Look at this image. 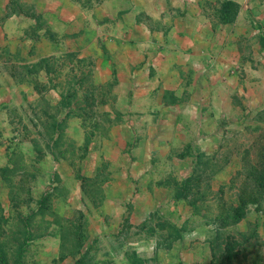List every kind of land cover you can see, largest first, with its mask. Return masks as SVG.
Listing matches in <instances>:
<instances>
[{
	"label": "rangeland",
	"instance_id": "374dc122",
	"mask_svg": "<svg viewBox=\"0 0 264 264\" xmlns=\"http://www.w3.org/2000/svg\"><path fill=\"white\" fill-rule=\"evenodd\" d=\"M21 15L37 22L24 23L21 34L23 22L14 21L19 42L46 21L21 0H0V26ZM0 49V65L21 62L19 43ZM92 64L79 53L39 63L41 79L59 88L60 106L77 119L75 127L68 129L67 119L56 125L55 109L45 105L36 106L38 126L25 125L18 113L6 130L12 151L0 164V264H264V197L256 188L264 174L258 157L264 109L224 122L229 129L219 151L189 177L182 171L134 185L113 165L130 157L132 143L118 144L121 152L107 145L120 119L114 74L98 86ZM230 161L229 179L214 182ZM242 197L263 201L242 206Z\"/></svg>",
	"mask_w": 264,
	"mask_h": 264
},
{
	"label": "crops",
	"instance_id": "0c3cea01",
	"mask_svg": "<svg viewBox=\"0 0 264 264\" xmlns=\"http://www.w3.org/2000/svg\"><path fill=\"white\" fill-rule=\"evenodd\" d=\"M21 4L35 9L46 25L37 26L32 37L23 35L21 42L14 35V21L23 22L24 34V23L32 27L37 20L10 16L0 26V48L21 46L20 63L0 65V164L12 151L6 130L14 114L19 113L25 125L38 126L36 106L47 105L56 111V125L66 119L68 129L77 124L60 106L59 88L41 79L39 66L70 53L94 62L91 71L98 86L114 74L120 119L113 136L118 140L111 136L107 145L121 152L118 144L132 143L130 157L113 165L120 174L131 176L134 185L155 184L157 177L182 171L184 178L189 177L202 160L219 151L229 129L222 127L224 122L246 121L264 109V0H89L88 4L21 0ZM227 5L236 11L224 17ZM27 66L37 71L29 72ZM25 137L23 148L29 150L30 137ZM234 164L228 162L212 180L229 179ZM140 199L141 194L134 196V201ZM134 211L137 216L142 210ZM144 211L149 213L148 208Z\"/></svg>",
	"mask_w": 264,
	"mask_h": 264
},
{
	"label": "trees",
	"instance_id": "16d2710c",
	"mask_svg": "<svg viewBox=\"0 0 264 264\" xmlns=\"http://www.w3.org/2000/svg\"><path fill=\"white\" fill-rule=\"evenodd\" d=\"M235 9L233 8V7H229L228 5L227 6H224L223 7V15H224V17H227L228 16V14L229 13H231V14H234L235 13ZM262 138V140H264V137L262 136L261 137ZM263 142V141H262ZM259 163H260V165H262L263 166V168H264V142H263V144H262V147H260V152H259ZM256 164V163H255ZM252 165V164H251ZM253 166V165H252ZM253 168V167H252ZM256 169H257V167H255ZM264 171V170H263ZM257 173H258V171H257ZM253 176H255V174H252ZM260 176V175H259ZM255 180V178H253V181ZM263 182H264V174L262 175V176H260V177H258L257 178V185H256V188L257 189H260L259 190V193H260V195L261 196H263L264 197V184H263ZM263 200H264V198H263ZM263 200H261V201H258L256 204L254 203V202H252L251 200L249 201V200H247L246 198H241V201H240V203L242 204V206H246V205H248V204H254L256 207L258 206V204H259V202L261 203ZM258 211H261V210H258ZM262 213H263V211H262ZM24 251V247H21V249H20V255H21V253Z\"/></svg>",
	"mask_w": 264,
	"mask_h": 264
}]
</instances>
